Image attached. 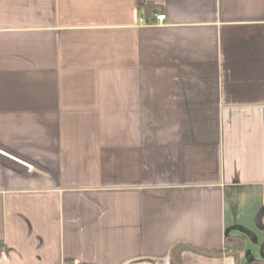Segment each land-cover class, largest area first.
<instances>
[{
  "label": "crops",
  "instance_id": "0c3cea01",
  "mask_svg": "<svg viewBox=\"0 0 264 264\" xmlns=\"http://www.w3.org/2000/svg\"><path fill=\"white\" fill-rule=\"evenodd\" d=\"M0 151V264L262 260L264 0H0Z\"/></svg>",
  "mask_w": 264,
  "mask_h": 264
},
{
  "label": "trees",
  "instance_id": "16d2710c",
  "mask_svg": "<svg viewBox=\"0 0 264 264\" xmlns=\"http://www.w3.org/2000/svg\"><path fill=\"white\" fill-rule=\"evenodd\" d=\"M226 242L228 243V245L232 247L231 250L235 253L239 254L243 250L244 241L242 237L226 238ZM1 251H2V246L0 245V253ZM247 264H264V258L262 260L250 261Z\"/></svg>",
  "mask_w": 264,
  "mask_h": 264
},
{
  "label": "built area",
  "instance_id": "2783aa9c",
  "mask_svg": "<svg viewBox=\"0 0 264 264\" xmlns=\"http://www.w3.org/2000/svg\"><path fill=\"white\" fill-rule=\"evenodd\" d=\"M157 21L159 23H163L166 20V15L165 14H159L156 17ZM0 153H2L3 155H6L4 152L0 151ZM20 163L27 169V171L31 172L35 169V166L31 163H27V162H22L20 161ZM1 257L5 258L6 254L4 251L1 252Z\"/></svg>",
  "mask_w": 264,
  "mask_h": 264
},
{
  "label": "water",
  "instance_id": "95a60500",
  "mask_svg": "<svg viewBox=\"0 0 264 264\" xmlns=\"http://www.w3.org/2000/svg\"><path fill=\"white\" fill-rule=\"evenodd\" d=\"M186 246V245H185ZM187 247H189V246H187ZM190 249H194V248H191V247H189ZM197 252H199L198 250H196ZM200 253H202V252H200ZM172 257H173V252H172ZM239 259V258H238ZM174 260V259H173Z\"/></svg>",
  "mask_w": 264,
  "mask_h": 264
}]
</instances>
